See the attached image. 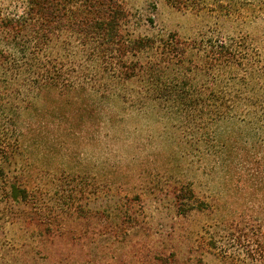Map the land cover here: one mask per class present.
Wrapping results in <instances>:
<instances>
[{
  "label": "rangeland",
  "instance_id": "obj_1",
  "mask_svg": "<svg viewBox=\"0 0 264 264\" xmlns=\"http://www.w3.org/2000/svg\"><path fill=\"white\" fill-rule=\"evenodd\" d=\"M122 1L141 34L243 42L264 62V0H188L182 10L166 0ZM21 7L0 0V17ZM102 111L100 124L74 127L59 150L30 138L5 163L30 200L0 203V264H233V240L218 239L219 249L208 244L220 236L223 218L236 222L247 211L253 188L214 169L215 148L196 144L154 100L108 102ZM239 124L219 122L216 137L234 139ZM182 186L212 210L183 216L176 199Z\"/></svg>",
  "mask_w": 264,
  "mask_h": 264
},
{
  "label": "trees",
  "instance_id": "obj_2",
  "mask_svg": "<svg viewBox=\"0 0 264 264\" xmlns=\"http://www.w3.org/2000/svg\"><path fill=\"white\" fill-rule=\"evenodd\" d=\"M20 1L19 11L0 17V203L30 200L28 188L11 179L5 166L30 138L39 148L59 150V139L67 140L74 127L102 122L105 103L154 100L196 144L206 140L215 148L214 169L253 188L247 211L236 222L223 218L219 224L225 227L219 237H210L209 248L219 249L217 240L229 238L237 247L233 264H264L260 54L243 42L141 34L122 0ZM166 1L179 10L189 6L188 0ZM231 119H238L243 131H232V140L216 137L215 125ZM176 199L183 216L212 210L190 187L182 186ZM221 251L230 258L224 246Z\"/></svg>",
  "mask_w": 264,
  "mask_h": 264
}]
</instances>
